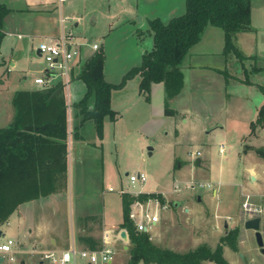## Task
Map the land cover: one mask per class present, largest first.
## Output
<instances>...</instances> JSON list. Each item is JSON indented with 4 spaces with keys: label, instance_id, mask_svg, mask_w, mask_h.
Segmentation results:
<instances>
[{
    "label": "rangeland",
    "instance_id": "374dc122",
    "mask_svg": "<svg viewBox=\"0 0 264 264\" xmlns=\"http://www.w3.org/2000/svg\"><path fill=\"white\" fill-rule=\"evenodd\" d=\"M70 2L73 3L70 15L78 16V26L74 25V31L72 27L69 28L77 35L76 42L85 43L87 52L93 50L89 48L90 45L98 43L97 50L105 53L106 79L115 83L121 82L130 69L140 65L146 49H151V35L146 31L150 28V19L160 17L167 21L168 17L181 15L186 11V0ZM130 2L137 7V13L130 15L135 28L130 23H123L127 18L124 10L117 11L121 4L127 6ZM67 4L66 2L65 5ZM114 11L116 19L113 18ZM252 16L254 30L242 32L235 39L240 52L250 58L225 55L223 29L212 25L205 30L201 41L191 49L194 51L189 52L193 56L194 64L212 65L221 68L224 74L216 75V70H198L190 75V68L183 70L186 75V88L174 105L179 111L176 121L181 131L180 136L176 137L175 132L167 126L150 138L148 144H141L137 140V130H132L123 140L111 139L113 142L109 143L106 152L104 181L98 176L101 172L100 163H94L93 158L85 154L86 160L79 168L82 200L76 199L75 217L78 201L94 208L93 210L101 208V196H96L95 193L98 185L100 188L106 187L104 198L107 207L108 199L120 202V193L117 192L119 187L152 192L157 195L161 207L167 206L160 208V214L173 215L161 218L160 223L149 230L156 245L181 253L196 249L199 245H205L215 252L220 245L226 259L248 264L255 255L256 258L250 264H264V255L257 246L254 231L244 227L246 219L260 215L264 238V131L259 137L258 127L255 132L240 140L243 132L250 128L248 121L253 118L251 107L263 95L258 91L254 92L246 83L237 85L235 80L236 77L242 80L249 77L258 86H264V0H253ZM12 36L7 35L0 48V61L3 56L8 59L14 51L15 60L17 57L18 62L16 67L10 68L8 75L6 70L0 69V85L2 81L6 85L0 92V127L10 124L8 117L11 119L14 111L12 103L16 91L38 86L34 79L44 75V70L41 69L45 66L42 63L44 59L30 49L28 52V48L18 50L22 41L15 44L16 38ZM40 43L41 41H35L34 45L38 48ZM22 68L24 70H20ZM246 70L261 71L258 75L251 73L248 76ZM225 81H229L226 93ZM206 86L208 89L205 90ZM248 91L253 93L244 104L241 97ZM226 94L229 95L228 100ZM73 127L74 124H70V130ZM149 147L153 149L150 151ZM198 151L200 155H197ZM247 166L253 169L247 170ZM137 171L147 175V182L131 183L127 173ZM109 186L117 190L110 192ZM154 199L146 202V205L153 207ZM175 201L179 203L176 207ZM19 206L14 210L15 213ZM187 209L190 210L187 212ZM14 212L0 228L7 224L9 218L14 223L17 216ZM83 221L80 218V222ZM226 223L228 227H225ZM236 228L237 238L243 242L240 244L239 255L226 248L228 246L223 240L227 234L236 231ZM4 232L7 234L0 238V245L9 237L18 240L16 234L7 229ZM246 253L248 258L242 260ZM22 256V253L16 254L15 260L6 257L0 264H21ZM203 264L216 263L206 259Z\"/></svg>",
    "mask_w": 264,
    "mask_h": 264
},
{
    "label": "trees",
    "instance_id": "16d2710c",
    "mask_svg": "<svg viewBox=\"0 0 264 264\" xmlns=\"http://www.w3.org/2000/svg\"><path fill=\"white\" fill-rule=\"evenodd\" d=\"M253 0H186V11L164 21L160 17L151 19L150 28L154 44L143 54L140 65L133 67L120 83H112L105 77V53L97 50L82 64L78 77L84 81L87 91L74 105L75 113L72 134L78 137V130L87 121L94 122L95 130L103 138L104 123L108 117L116 118L112 108V91L123 87L128 81L140 76V91L149 100L153 83H163L165 91L164 111L167 116H176L172 101L184 87L182 62L189 50L202 38L208 26L220 27L224 31V54L244 55L235 44L242 32H252ZM9 13L8 7L0 2V41L2 27ZM255 58V56H251ZM247 71V70H246ZM261 70L246 72L257 73ZM247 76V77H248ZM252 84L248 79L242 80ZM264 93V86L259 85ZM13 104L16 110L13 121L0 128V225L9 215L26 201L55 193L65 186L68 178L69 126L68 105L62 86L50 89L19 90ZM264 126V104L258 117L251 123L252 133ZM155 193L122 195L124 221L130 238V258L125 264H203L206 259L216 264H230L222 248L212 252L207 246L199 245L185 253L156 245L147 231H138L131 218V206L136 201L148 202L156 198ZM164 199L162 198V201ZM85 222L102 223L100 214L85 216ZM238 229L223 240L226 246L238 251ZM80 241L90 240L93 249H99L98 239L79 236Z\"/></svg>",
    "mask_w": 264,
    "mask_h": 264
},
{
    "label": "crops",
    "instance_id": "0c3cea01",
    "mask_svg": "<svg viewBox=\"0 0 264 264\" xmlns=\"http://www.w3.org/2000/svg\"><path fill=\"white\" fill-rule=\"evenodd\" d=\"M0 2L4 3L9 9V13L6 15L2 27L3 38L0 41V48L4 38L7 35H13L16 38L15 44L22 41V44L20 45L18 50L28 48V52L30 49L31 52L34 51L38 56H40L38 54L37 47L34 45L35 41L42 42L58 40L65 31H71L69 29L70 27H72L74 31V25L78 26L79 24L78 21H76L78 19V16L75 17L74 15H70L69 13L71 9H73L71 8L73 3L70 2V0H64L63 2H60V0H0ZM66 2L68 3L67 5H65ZM135 6V3L130 2L127 6L121 4V7L117 9V11L124 10L126 12L127 18L123 20V23H130L131 27L133 28H135L133 23L134 21L131 20L130 15L133 12L137 13V7ZM116 8L117 7H115L114 10H116ZM127 8H129L130 10H126ZM115 15L116 12L114 11V19H116ZM62 17L67 18V21L63 24L61 22ZM73 21L76 22L73 24ZM208 28L209 26L207 27V29ZM72 33L76 36V40H78L75 32ZM139 35H141V32L139 33ZM150 35V43L152 48L154 39L151 33ZM81 44L83 43H78V46ZM196 45H194L193 47H195ZM86 47L87 46L81 47L80 55L74 60L70 81L68 83L58 79L51 81V83L46 87H40L38 85L36 87H26L19 90L50 89L55 86H62L63 93L68 105V115L70 110V114L72 116L71 125L75 124L76 119H74V105L84 97L87 91V86L84 81L78 77V73L81 64L93 53V51H97L92 48V45H90L89 48L93 50L87 52ZM191 49L189 50V52L194 51V49L192 51ZM189 52L184 57V60L182 62V67L184 68L182 70H185V68H190V75L196 73L198 70H216V75L224 74V71L221 68H215L212 65L194 64L192 62L193 56ZM2 58V61H0V69L6 70L8 75L10 72V68H14L17 65V57L15 60V53L13 51L8 59H6L4 56ZM7 61H9L8 65H6ZM42 63L45 62L43 61ZM45 68L46 64L44 68L42 67L41 69L45 70ZM20 70L24 69L22 68ZM259 73L260 71L256 74L258 75ZM235 80L237 82V85L244 84L242 78L236 77ZM191 81H193V79H191ZM228 82L229 81L224 82V86L227 84L225 93L228 91ZM139 83L140 76H136L132 80L128 81V83H126L123 87L114 89L112 91V108L116 111L117 115L115 119H110L108 117L105 119L103 138H101L96 132L94 122L92 120L87 121L84 126L82 125V127L78 130V137H75L72 134V132L74 131V127L70 130V124L68 123L70 134L68 178L66 185L60 187L59 190L55 193L20 204L18 211L16 213H13L17 215L14 223L9 218L7 224L0 228V238H4L7 234L6 232H4V229H7L10 233L17 235L18 240H15L18 245L16 248L21 249L22 252L19 253H22V255H24L22 256L23 258L21 264H56L51 260L42 258V253L40 252L43 251H54L56 253H62L71 246H75L79 249H93L90 246L89 239H87L86 242H83L80 241L79 236L91 238L93 237L95 239H98L97 244L99 246H106L113 249V260L109 264H125L129 260V233L126 228L122 227V223L124 221V204L122 197L123 194H120V202L114 199H108L107 207L104 198L106 187L102 186V188H100V185H98L95 193L96 196H101L103 202L101 208L99 210H93L94 208L91 209L86 205H82V202H79L80 200H82L80 198L82 196V187H80L79 183V168L82 162L86 160V155L88 154L91 159L93 158L92 161L94 163H100L101 172H99L98 176L104 181L107 166L106 152L109 143L113 142L111 139H113L114 141H117V139L123 140L126 135H129L131 133L132 130H137V140L141 142V144H148L150 138L157 134L162 128L167 126L175 132L176 137L180 136L181 131L180 128H178V124L176 121V116L179 114V111L177 107L174 108V105L175 102H177L179 96L182 95L183 91L186 88L185 73L183 90L181 94L172 101V107L178 112L176 116H167L165 114V91L163 83L152 84L149 100L146 98V95L140 91ZM5 86V82L2 81V84L0 85V92L3 91V88H5ZM248 86H250L254 92L258 91L263 96L262 99H260L255 105L251 107L253 118L248 121L250 124V128H248L246 132H243V135L240 136V140L251 134V123L257 119L259 110L264 104V93H262V91L259 89V86L256 84V82L252 81V84H248ZM206 89H208V86L205 87V90ZM253 91H248L247 93L242 94V97L241 95H239L244 100V104L246 99H249V96H251ZM225 97L228 100L229 95L226 94ZM15 113L16 110L14 107V111H12V114L10 116L11 119H9L8 117V121L11 120L10 123L13 121ZM263 131L264 128L260 127V131L257 133L259 137L261 136ZM114 144H116V142ZM200 164L201 160H199V165ZM246 169L252 170L253 167L249 168V166H247ZM111 187L113 186H109L108 188V191L110 192H114L117 189L121 188L119 187L116 189L115 187H113L114 190H110ZM139 191L141 193H152L143 190ZM76 199L79 200L77 208V215H79H76L75 217L74 209ZM141 203L146 204V202ZM134 205L135 203L131 206V211L134 208ZM188 210L190 209H187L186 211L188 212ZM95 214L101 215L102 223H98L96 221L80 222V218L83 219L85 216H91ZM171 216H173L171 213L169 216L163 213L160 216V220L161 218H169ZM159 223L160 221L154 227H156ZM13 226H15V229ZM123 230L126 231L128 239L122 237L121 234ZM128 242L129 245L127 244ZM242 243L243 242L241 240L238 242V251L236 252L229 247L226 248H229L235 254L239 255V248L240 244ZM119 246H121V249H119ZM34 249L37 250V253L32 254L33 252L31 250ZM246 251L249 252V250ZM254 257L256 258L255 255ZM246 258H248L247 253L243 255L242 260H245ZM255 258H252L251 260L254 261ZM227 260L230 264H241L240 262L236 263V261L233 259L228 258ZM252 261L248 264L252 263ZM77 264L89 263L78 257ZM139 264L146 263L140 262Z\"/></svg>",
    "mask_w": 264,
    "mask_h": 264
},
{
    "label": "built area",
    "instance_id": "2783aa9c",
    "mask_svg": "<svg viewBox=\"0 0 264 264\" xmlns=\"http://www.w3.org/2000/svg\"><path fill=\"white\" fill-rule=\"evenodd\" d=\"M64 0H60L63 2ZM67 21V18L62 17V24ZM85 44V43H84ZM76 42V36L72 31H65L58 40L42 41L37 50L40 51V56L43 57L46 64L44 75L38 76L34 79L35 83L40 87L48 86L51 81L60 79L63 82H69L71 77V71L73 68L74 60L80 55V49L82 46ZM92 48L94 50L99 49L98 43H93ZM72 116L68 115V123L71 124ZM201 153L198 151L197 155ZM131 183L137 182L143 184L147 182V175L142 171L132 172L128 174ZM110 190H114L113 187ZM120 194L130 193L133 195H139L140 191H132L128 188L118 189ZM153 200V199H151ZM153 207L148 204H143L139 201L135 202L134 208L130 212V218L134 222L138 231H149L160 221V208H166V205L161 207L160 201L156 198ZM150 201V200H149ZM17 242L14 238L9 237L7 241L0 245V254L5 259L9 257L10 260H15L16 254L22 252L21 249L16 248ZM33 253H37V250H32ZM42 258L53 261L56 264H77V258H81L89 264H109L113 260V249L103 246L99 249H87L76 248L71 246L62 253H56L54 251H43Z\"/></svg>",
    "mask_w": 264,
    "mask_h": 264
},
{
    "label": "water",
    "instance_id": "95a60500",
    "mask_svg": "<svg viewBox=\"0 0 264 264\" xmlns=\"http://www.w3.org/2000/svg\"><path fill=\"white\" fill-rule=\"evenodd\" d=\"M94 19V18H93ZM38 54L40 55V51L38 50ZM153 148L149 147V150L151 151ZM151 154V153H150ZM128 175V173H127ZM253 179L254 176L252 177ZM199 199L201 200V198L199 197ZM179 203L178 202H174V206H178ZM225 227H228V224H225ZM244 227L247 230H252L254 231V235H255V239H256V243L258 248L260 249V252L264 255V238H263V233H262V217L260 215H256L252 218H248L244 221ZM122 237H124L125 239L127 238V233L125 230L122 231ZM5 260V257L0 254V262H3Z\"/></svg>",
    "mask_w": 264,
    "mask_h": 264
}]
</instances>
